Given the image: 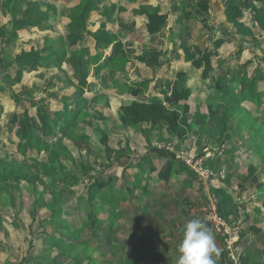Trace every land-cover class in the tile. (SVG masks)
Wrapping results in <instances>:
<instances>
[{
    "label": "crops",
    "instance_id": "obj_1",
    "mask_svg": "<svg viewBox=\"0 0 264 264\" xmlns=\"http://www.w3.org/2000/svg\"><path fill=\"white\" fill-rule=\"evenodd\" d=\"M49 1L56 5L61 0ZM95 1L96 6L90 14L87 30L91 33L101 32L103 35L97 47L94 39L85 38V46L88 47L92 58V64L86 74V84L72 79L67 68V60H64L60 67H55L54 63L42 54L41 56H44L42 63L35 59L30 63L39 71L45 64L52 66L53 72L43 80L44 82L42 79H33L35 84H40L41 81L45 83L41 91L40 87L34 88L35 92L41 95L49 93V100L51 97L53 99L57 97L58 101L37 107L29 106L27 109L0 104V161L20 159L34 153L37 161L35 174L31 163V173L35 175L34 184L23 187L22 184L10 181L16 174L0 184V196L6 197V207L0 208V264H77L71 263V259L67 260L72 252L65 250L67 244L73 243L71 235H76L75 230L82 220L83 232L89 233L90 248L97 246L99 242L97 224L104 226L107 233L102 237L108 236L110 242L102 241L101 238L99 244L106 246L109 244L107 250L111 253V264H177L179 257L177 248L183 239L184 225L192 218L201 219V211L188 204L196 199L199 193L205 195V192L198 178L171 154L152 148L151 142L155 139L146 137L145 132L151 135V132L154 134L153 132L158 130L163 132V135H160L162 140L158 141L178 142L177 147L190 145L188 139L192 137L197 139V146L225 144L222 158H214L208 162L215 169L224 167L227 172L226 182L218 184L213 190L218 189L220 197H227L233 205H237L236 208L240 207L243 211L241 263L264 264L262 174L254 172L250 176L248 170L245 174L232 170L229 164L240 159V156L234 154L233 159L230 158V163L226 162V151L230 147L229 139L223 137L216 141L211 136L209 137L212 140L209 137L204 138V134L201 136L197 132L189 134L187 127L182 124V118L187 120L192 116L193 107L204 110L208 117L211 110L218 115L222 107L214 108L208 101L213 98H223L225 101L229 96L239 98L243 92L244 95H248L240 83L237 88V82L245 75L246 78H251L255 70L264 75V21L262 26L259 25L257 12L254 11L255 8L258 10L264 8V0ZM27 3H35L38 8L40 7L34 0H28ZM27 3L21 6L20 17L28 12ZM70 3L66 0L61 6L62 17L56 22L61 23L60 30L46 20L40 25L24 27L19 32L14 31L15 34L12 33V29L19 23H15V26L11 23L5 9L7 4H3L0 6V43L2 40L8 41L9 35L5 33L8 31L15 35L14 38L10 36L11 43L16 37L28 40L40 53L41 47L45 46L48 40L55 45L52 43L51 47H48L55 49L56 33L64 31L66 35L74 36L78 48L83 39L82 33H70L67 29ZM230 3L233 4V8L228 9ZM227 12L230 13L231 20H227ZM21 25L17 28L20 29ZM174 37L178 39L176 43L172 42ZM117 50L121 52L117 53ZM205 53L210 56L211 66L207 78L200 79L201 69H198L189 74L190 80L185 84L192 87V92L185 96V100L190 96L188 114H180L179 125L185 132L182 137L168 133L162 123L155 127L149 122H143L139 126L124 125L120 111L118 118L121 124L118 121L113 124L96 122L97 127L102 125L104 132L107 130L105 138L101 139V143L95 149L100 153L97 159L91 157L85 150L77 152L75 148L72 150L76 153L70 152L72 158L67 156L68 160L73 159V164L69 163V166H74L70 170L76 174L75 176H68L67 172L70 170L66 166H57L54 171L59 172L58 169L62 171L58 177L40 162L39 158L47 153L42 150V146L57 144L63 130L65 136L62 140L65 143L69 138L72 139L74 135L72 130L79 129V126L83 127L82 121L80 122L82 114L89 105L91 107L93 104L98 105L96 101L94 103V99H98V94L94 93L93 89L101 74H107L108 81L112 79L119 84L122 81L129 83L127 91L121 92L119 87H115L108 92L109 95L117 97L113 98L114 101L118 103L123 101L121 107L133 101L139 103L158 101L163 104L165 94L169 95L175 88L178 90L179 68L183 65L188 67L191 62L200 60ZM24 61V59L21 61L23 66ZM119 65H124L123 71L111 72L112 67ZM64 75L71 81V85L66 84ZM3 76L4 74H0V79ZM25 76L26 73L21 78V84H24ZM60 82L63 88H55ZM224 82L230 86L229 90H224ZM131 83L140 85L131 86ZM49 84L53 87L46 90ZM73 84L81 88H72ZM132 88H140L142 93L138 97H132L129 94V89ZM103 95L105 93H101V96ZM185 100L176 106H182ZM229 103L227 99V105ZM247 105L243 106L241 102L239 108H236L237 105L229 104L226 109L233 110V106L234 109H240ZM173 106H169V109L179 112ZM106 107L113 109L109 105ZM24 110L29 113V126L24 121ZM198 111L200 110H196ZM46 112L54 115L51 117ZM53 118L54 121L56 118L62 121L57 132ZM69 120L72 121L68 122ZM28 127L34 139L26 148ZM68 135L70 137H67ZM111 137L119 140L115 143ZM52 149L55 148L47 149L48 153ZM132 156L137 158L138 166L130 165L133 160L121 162ZM97 162L98 166L95 164ZM77 168L79 173L75 171ZM239 175L240 178L241 175L244 177L246 175L247 179H240ZM50 181H53V184ZM85 182L96 183L98 186L94 190H89L91 184L86 186ZM149 183L158 190L150 191V197H147L148 191L145 188H148ZM65 184L67 185L64 188ZM79 185L81 189L77 192L68 189L69 186L75 188ZM237 185H242L244 189L237 190ZM113 202H119V206ZM82 205L83 212L80 210ZM99 206L107 209L106 213L102 214L105 215L103 220H100L97 214ZM232 209L230 208V215L234 219L238 211L235 212L233 209L231 212ZM107 211L113 222L111 225L108 223L110 218H107ZM95 213L96 215H93ZM92 231L93 233L95 231V236ZM87 258V253H83V264L87 263ZM99 258V255H95L93 259L95 264L96 261L102 263L95 260ZM214 259L216 264H227L222 252Z\"/></svg>",
    "mask_w": 264,
    "mask_h": 264
},
{
    "label": "rangeland",
    "instance_id": "obj_2",
    "mask_svg": "<svg viewBox=\"0 0 264 264\" xmlns=\"http://www.w3.org/2000/svg\"><path fill=\"white\" fill-rule=\"evenodd\" d=\"M34 1L38 2L40 6L39 8L41 9V11L47 14V16L49 17L47 18L48 20L47 22L49 24L53 23L54 26H56L57 30H60L61 23L56 24V22H58V20H60L59 18L62 17L61 16V13H62L61 6H63L66 0H61L59 3H56V5L54 3H51L49 0H34ZM3 4H7L8 6L10 4V0H8L7 2L4 0V3H3V0H0V6H3ZM255 10L260 20L264 21L263 19L264 8L259 9V10L255 8L254 11ZM5 33L7 34V36L9 35L8 31H6ZM73 37L74 36L66 35L64 31H61V32L56 33L55 40L58 41L60 40V38H62L65 46L68 48L69 45H72V44H69L68 41L69 39H73ZM13 40L15 41L11 43V38L8 39L9 44H5V43H8V41L6 40L5 42L4 40H2L0 43V74H4L2 79H0V88L4 90V91H0V104L1 105L10 104L14 106H19L20 108L27 109L29 108V106L37 107L39 105H45L48 103L49 104L56 103L58 101L57 97H54V99L51 97L50 98L51 100H49L48 98L49 93H47V95L45 94L41 95L40 93H36L34 89L37 87H40L39 91L43 89L44 84H45L43 83L44 82L43 80H45V78H47V76L53 72V67L45 64L41 66L42 70L39 71L37 67L30 64V61L28 62V64L25 62V66L21 65L19 61L15 59V57L21 51L23 52V50H27V52H29L31 50L36 51L37 48L35 45H31V43H29L28 40H23L22 38L20 39L19 37H16ZM52 43H50V41L48 40L46 41L45 46L51 47ZM71 48L74 49L73 46ZM116 52L118 53L121 51L117 50ZM263 57H264V53H263ZM43 59H44V56L41 58V61ZM25 68H27V70ZM112 68L113 69L111 72H113V70H116L117 72H121L124 70L125 67L124 65H119V66H114ZM16 69H19L22 71L26 70V76H25L26 80L24 79V84H21L22 81L19 80L18 76H15ZM48 69L50 70L48 71ZM107 71L109 70L107 69ZM105 73H108V72H105ZM34 78L42 79L43 82L41 81L40 84H35V80L33 81ZM107 78H109L107 74L105 75L101 74V76H99L98 80L96 81L95 88L93 90L95 91L94 93L98 94L97 95L98 99L96 100L94 99V103L96 101L98 105L94 106L93 104L92 107L91 105H89L86 111L82 114V120H80V122L82 121L81 124L83 123V127L79 126V129L72 130V132L74 133L72 139L69 138L65 143H63L62 139L64 138L65 134L62 132L61 137H60L61 139H59L60 141L57 144L52 145V146H48V145L42 146V150L46 151L47 153L44 155V157L39 158V160L42 164L47 166L48 171H51V173H56L57 176L60 175L59 172H62L60 171V169H58L59 172L54 171V168H56L57 166L58 167L66 166L68 170L70 169L72 170L71 167H74V166L73 165L69 166L70 165L69 163L73 164V159L68 160L67 158V156H70V158H72L70 155V152L76 153V151L79 152V150L83 149L86 152H88L91 155V157H94L95 159L98 158L97 155H100V153H98L95 149L98 147V144L101 143V139L105 138L106 136L105 132L107 130H105L104 132L102 125L101 127L100 126L97 127L96 122L101 123L102 121L103 124H105L106 122L113 124L114 122L118 121V123L121 124V121L118 118L119 113H120V110L118 109H120L119 107H121V105L123 104V101H120L119 103L114 101L113 98H117V97L113 95H109L108 92L113 90V88L115 87H119V89H121V92L127 91L129 88V85H128L129 83L122 81L121 84H119V82L113 81L112 79L108 81ZM237 83H238L237 88H239L240 82H237ZM136 85H140V83H131V86H136ZM51 87H53L52 84H49L46 90H49ZM58 87L63 88V85L61 82L55 88H58ZM72 88L80 89L81 87L73 84ZM83 89H85V87H83ZM101 93H105V95L101 96ZM13 96H18L17 98H20L18 103L13 101L14 99ZM189 97L190 96H187L185 100L187 104L189 102L188 101ZM147 101H151V100H147ZM208 103H210L214 108L222 107V110H219L218 112V116L219 117L224 116L225 118L224 126L219 127L220 132L217 131V129L214 127L215 126L214 121H212L211 118L208 117V113H205V111L200 108L193 107L192 109L193 113L191 114L192 116L187 120L182 118L183 119L182 124L185 127H187L186 129L188 133L190 134L191 132L192 133L197 132L200 135L204 134L205 136L204 138L211 136L216 141H219L223 137H226L227 139L230 140V147L226 151L227 152L226 162L230 163V158L233 159L232 156L234 154H238L240 156V159L236 161H232L231 164H229V166H231V169L234 171H237L239 174H245L246 170H248L250 172V176H252L254 172H259L260 174H262L261 182H264V121L261 120V119H264V116H262L263 118L253 116L255 115L254 114L255 109L251 104L247 105L246 103H242L243 106L245 105L247 106L244 108H240V109H234L235 106H233V111L225 112L227 110L226 108H228L227 99H225L224 101L223 98H220V99L213 98V100L208 101ZM107 104L111 106L113 109H110L109 107L107 108L106 107L108 106ZM235 104L237 105L236 108H239L240 103L236 102ZM173 107L176 108L179 112L182 111L181 105L180 106L174 105ZM196 110H200V111L196 112ZM5 114L6 113H4L3 116H5ZM47 114H49V116L51 117L54 115L53 113H47ZM45 118L47 119L46 114H45ZM53 122L56 123V126H54V128L56 127V132H57L58 128L62 124V121H60L58 118H56V120L54 121V118H53ZM50 125H53V123H50ZM118 128L119 129H117V131L120 130L119 126ZM153 133L154 134H152L151 132V135H150V133L145 132V136L151 138L152 140L154 139L162 140V137H160V135L161 136L163 135L162 131L158 130L157 132L154 131ZM67 137H70V135H68ZM111 138H113L112 139L113 141L115 140L114 137H111ZM116 140L118 141L119 139L117 138ZM116 140L114 141L115 143L117 142ZM50 147H53L55 149H52L51 152L48 153L47 149H49ZM73 148H75L76 151L72 150ZM127 153L129 154L130 152L128 151ZM14 160H19V161H14ZM130 160H133L130 162V165L134 164L135 166H138L137 165L138 161L135 156H132L130 158L126 157V160L121 161V162L127 163V161H130ZM31 163H33V169H34V174H35V167L37 163L36 158H35V153L29 156H24L20 159H12V158L9 159L6 165H8L10 168L13 167L15 174H16V177L10 178V181L12 182L15 181L18 184H22V186L23 185L30 186L31 184H34L35 175L31 173ZM95 164H97L98 166V162ZM100 169L101 168H99V170ZM20 170L22 172H19ZM71 170L67 172L69 177L76 175L72 173L73 171ZM75 171L79 173L78 168ZM17 172H19V174ZM241 176L242 177L240 178V175H239L240 179H243V178L247 179L246 175L245 177L244 175H241ZM87 184L89 185L91 183H86V186ZM66 185L67 184L64 185V188ZM152 185L153 184L149 183L148 188L149 187L150 188L149 189L145 188L148 191V196L146 195L147 197H150L149 196L150 191L156 192V190H158L156 188H153ZM236 188L237 190L244 189L242 185H237ZM68 189H73L74 192H77L78 190L81 189V187L80 185L76 186L75 188L72 186H69ZM213 192L219 195L221 194L218 189H214ZM205 196L206 195H203V193L201 194L199 193L196 199L191 200L188 205H192L191 207H195V210H199L200 212L206 206V203H207ZM153 197H154L153 200H155L156 195L154 194ZM123 198L124 200H126V196H124ZM185 201H187V199H185ZM118 203L115 202L114 205H118ZM5 205H6V197H3L0 199V208H5L6 207ZM26 205L28 204L26 203ZM236 206L233 204L231 206V208H233L235 212L238 211V207L236 208ZM97 209H98L97 214H98L99 219L100 220L105 219V215H102V214H105L106 213L105 210L107 209L105 207H100V206ZM80 210L81 212H83V205L81 206ZM107 212H108L107 218H110L108 223H110L111 225V223L113 224V222H112L111 216L109 215L110 214L109 211ZM93 215H96V213ZM229 218L233 219L231 216ZM237 218H239V216L235 217V219ZM243 220H244V217H243ZM84 224H87V222H84ZM243 225H244V221H243ZM77 227L78 228L75 230L76 235L75 236L74 234L71 235V237L73 236V239H74L73 243L67 244V247H66L67 250H65L68 252H72V254L71 253L69 254V257L67 258V260L71 259V263L83 264V253H87L88 258H87L86 264H95V262L93 261V259L95 258V255L100 256L99 259H95V260H100V262H102L101 264H111V261H112L111 253H110V250H107V247H109V244L107 246L104 244H99L101 238H102V241L104 240L106 242H110V238L108 236L102 237L103 234L107 233V231L104 230V226H102V224L100 223L97 224V237L99 238L97 239V242L98 241L99 242L97 243L98 247L95 245V247L93 248H90L89 233L83 232V220L80 222V224ZM83 233H84V236H83ZM92 234L93 236H95V231L94 233L92 231ZM242 235H243V231H242ZM214 236H215V242L217 244V247L220 249L219 239L215 233H214ZM93 244H94V241L92 242V246ZM94 248L95 250H93ZM102 248H104V250H101ZM84 262H86V259H84ZM96 263L99 264L97 261Z\"/></svg>",
    "mask_w": 264,
    "mask_h": 264
},
{
    "label": "trees",
    "instance_id": "obj_3",
    "mask_svg": "<svg viewBox=\"0 0 264 264\" xmlns=\"http://www.w3.org/2000/svg\"><path fill=\"white\" fill-rule=\"evenodd\" d=\"M28 0H10V4L6 6V12L9 16V20L12 24L19 23L17 25L21 28L18 29L17 27L12 29V33L17 30H21L24 27H34L36 25H40L43 21H46L48 16L47 14L40 12V9L38 8L35 3L28 4ZM57 1V0H52ZM73 1V5H72ZM71 2V3H70ZM248 2V0H246ZM27 3L28 12L24 14L23 17L19 16V13L21 11V6ZM70 7H69V25L67 26V29L70 33H82L83 39L81 41V44L77 48V40L75 39H69V45L68 48L65 46L63 39L60 38V40L56 41V48L51 49L46 46H42L40 49V53L38 51H29V52H20L15 59L19 61L21 64V61L24 59V66L25 62L28 64L29 61H32L33 59L40 61L42 58V54H45L47 57V60L52 61L55 65V67H60L61 63L64 60H67V68L69 69L71 73V77L74 81L81 83L83 85L86 84V74L87 71L92 64L91 57L89 55V49L87 46H85V38L91 37L94 39L97 47L98 44L101 43V37L103 33L101 32H95L91 33L89 30H87L88 21L90 18V14L92 11H94L96 6L95 0H69ZM233 8V4L230 3L228 5V9ZM230 12V10H229ZM153 18V16H150ZM227 20H231L232 17L230 13H226ZM264 19V17H263ZM257 21L259 25L262 26V21L259 17H257ZM9 33V36L7 37L10 39L11 37H15V33L12 34ZM184 33V32H183ZM186 34V32L184 33ZM65 41V40H64ZM178 39L175 37L172 38V42L176 43ZM7 44V43H6ZM83 44V45H82ZM74 47L72 49L71 47ZM76 46V47H75ZM96 50V49H95ZM239 53V50L237 54ZM97 59V58H96ZM42 63V62H41ZM31 64V63H30ZM22 65V64H21ZM32 65V64H31ZM102 67V66H101ZM27 70V68H25ZM198 69H201V75L200 79L205 80L211 71L210 66V56L205 53L200 58V60H195L190 63V65L187 66H181L179 68V72L177 74V88H175L169 95H164V103L161 104L158 101H151L149 103H139L136 101L131 102L128 105H124L120 108L121 114H122V122L124 125L129 124L132 126H139L143 122H149L154 127L158 124H163L166 127V130L170 134H174L178 137H182L185 132L182 129V127L179 125V119L181 117L180 114H188L190 107L187 103L182 104V111L177 112L176 110L169 109V106L171 105H179L181 102L185 100V96L187 94H190L192 92V87L185 85L189 80L190 76L189 74L196 72ZM24 73L26 71H22L19 69H16L15 76L19 77V80L23 77ZM246 76V75H245ZM245 76L242 77L240 84L245 88L248 95H244L243 93L239 98H235L233 96H227L230 101L229 104H235L236 102L243 103L248 102L251 104L255 109V117L263 118L264 116V75L260 73V71L255 70L254 75L251 78H246ZM67 81V85H71V81L67 78V76L64 75ZM229 85L224 82V90H229ZM0 91H4L0 88ZM142 93L140 88H132L129 89V94L132 97H138ZM13 101L19 102L20 98H17L18 96H13ZM228 104V105H229ZM236 105V104H235ZM233 110H226L225 112H229ZM212 121H214L215 128L217 131H219V127L224 126L225 124V118L224 116L218 117L217 113L215 111L210 112L209 114ZM264 121V119H261ZM24 121L27 123V126H29V113L27 110H24ZM72 120H69L68 122H71ZM263 123V122H262ZM28 138L27 142L25 143V147H29L33 139L32 133L30 127H28ZM220 132V131H219ZM63 133L64 130H63ZM6 161H0V184L1 182L6 181L9 179V177H13L15 174L14 168H10L8 165H6ZM51 184H53V181H50ZM98 185L96 183L91 184L89 187V190H94ZM88 190V191H89ZM94 193V192H93ZM95 194V193H94ZM93 194V195H94ZM218 195V194H217ZM219 197V208L218 212L219 214L225 218L228 219L231 215L230 208L232 206L231 201L227 197ZM111 202H109L110 204ZM233 212V210L231 211Z\"/></svg>",
    "mask_w": 264,
    "mask_h": 264
},
{
    "label": "built area",
    "instance_id": "obj_4",
    "mask_svg": "<svg viewBox=\"0 0 264 264\" xmlns=\"http://www.w3.org/2000/svg\"><path fill=\"white\" fill-rule=\"evenodd\" d=\"M188 140L191 144L183 147H177L178 142L170 140H155L151 142V146L171 154L198 178L207 197L206 206L201 210V220L218 237L227 264H242L240 240L243 231V211L239 207L237 212L239 218L232 220H227L219 214V197L213 192V188L226 182L227 172L224 167L215 169L208 163L214 158H222L225 144L197 146V139L192 137Z\"/></svg>",
    "mask_w": 264,
    "mask_h": 264
},
{
    "label": "clouds",
    "instance_id": "obj_5",
    "mask_svg": "<svg viewBox=\"0 0 264 264\" xmlns=\"http://www.w3.org/2000/svg\"><path fill=\"white\" fill-rule=\"evenodd\" d=\"M177 251V264H216L219 257L212 230L200 218H192L184 225L183 239Z\"/></svg>",
    "mask_w": 264,
    "mask_h": 264
}]
</instances>
